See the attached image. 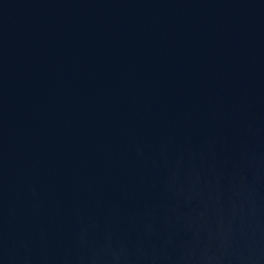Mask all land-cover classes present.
Returning a JSON list of instances; mask_svg holds the SVG:
<instances>
[{
  "label": "water",
  "instance_id": "obj_1",
  "mask_svg": "<svg viewBox=\"0 0 264 264\" xmlns=\"http://www.w3.org/2000/svg\"><path fill=\"white\" fill-rule=\"evenodd\" d=\"M0 264H264V0H0Z\"/></svg>",
  "mask_w": 264,
  "mask_h": 264
}]
</instances>
